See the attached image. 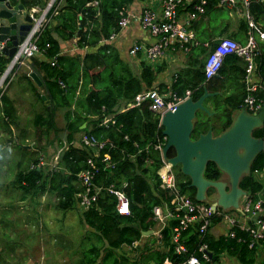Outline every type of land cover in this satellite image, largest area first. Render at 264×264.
<instances>
[{
    "label": "trees",
    "instance_id": "16d2710c",
    "mask_svg": "<svg viewBox=\"0 0 264 264\" xmlns=\"http://www.w3.org/2000/svg\"><path fill=\"white\" fill-rule=\"evenodd\" d=\"M18 1L25 7L41 8L47 0ZM132 1L54 0L50 5L45 15L47 20L35 40L42 58L30 57L36 72L45 83L46 98L50 101V107L48 109L42 105L41 112L32 116V122L40 124L44 132L55 131V110L65 108L63 119L67 147L59 153L55 166L48 171H44L40 166L29 168V164L36 163L37 158L17 170L11 181L12 186L22 195L47 191L55 197L56 208L63 211L73 208L75 194L81 190L76 173L84 168L85 159L91 156L92 151L85 146H74L72 140L75 133L88 130L98 140L113 143L112 147L104 146L100 153L107 152L116 161L115 168L111 174L106 170L102 171L98 182L119 188L125 181L127 184L124 190L130 212L128 215L118 214L113 195L101 190L96 206L81 211L79 215L80 221L90 229L89 232L97 243H89L81 252L76 264H160L164 258H169L173 264H186L185 260L190 254H198L197 247L201 242H205L210 249V262L214 264H223L222 258L227 255L234 258L237 264H264V248H248L246 242L238 240L239 236L247 237L245 232L236 229L234 237L215 235L211 232L212 224L218 222V216L212 217V223L202 235L196 230L197 223L182 231L179 239L184 251L180 253L173 251L170 239L172 228L177 224L174 217L167 219L160 229L159 237L152 233L142 235L143 231L152 230L155 226L152 207L168 202L170 194L159 186L157 169L162 163L160 155L151 145H147L161 135V127L157 125L158 115L150 112L146 103L118 110L119 106L131 101L137 93L152 87L156 75L155 71L142 61L135 72L118 56L116 49L105 42L109 35L118 29L119 11L125 10ZM217 3L218 0H205L204 12L199 18L211 11L219 12ZM191 5L179 7L178 11L189 10ZM250 11L264 32V2L251 4ZM195 24L196 22H193L192 27L200 44L189 46L183 54V65L175 70L170 81L173 91L181 95L190 89L193 99L198 98L204 89L213 93L204 99L206 108L213 113L209 115L202 110L196 111L191 138L205 132L208 125H211L213 134L226 129L233 119L232 114L240 107L244 95L241 82L244 62L235 54L225 55L217 74L205 79L203 59L212 49L216 39L208 40L209 48L204 46L206 40L201 38V33L194 27ZM240 25L246 28L243 19ZM227 36L233 38L231 35ZM72 40L77 48H94V51H87L82 55L61 54L59 41ZM257 46V74L264 80V39L258 40ZM50 59L54 60L53 64H50ZM7 61V58L0 54V72L4 70ZM14 74L11 70L10 75ZM21 77L26 80L35 98L43 104L40 91L33 80L24 74ZM159 86L162 90L166 88L164 84ZM259 94L263 96V91ZM104 116L113 119L114 123H103L101 120ZM16 118L13 100L6 93V88L0 89V126L10 132V127L16 126ZM83 123L85 126L82 128ZM19 134L18 140L21 141L25 135L24 130ZM252 135L264 137V124L253 129ZM15 146L18 149L26 148L21 144ZM127 154L134 156L130 158ZM172 154V151L167 152V156ZM263 166L264 153L259 152L252 159L248 171L238 180V186L248 191L253 199L261 187V177L253 173ZM164 169L165 167H161L159 172ZM173 172L178 190L196 201L195 189L189 186V178L180 172L179 167H173ZM203 176L218 180L222 179L223 173L209 161ZM210 190L213 188L209 187L206 194ZM134 240L138 241L137 246L121 249L122 245H128ZM154 240L158 242V247L152 248L151 242ZM256 254H259L260 258L255 263Z\"/></svg>",
    "mask_w": 264,
    "mask_h": 264
},
{
    "label": "built area",
    "instance_id": "2783aa9c",
    "mask_svg": "<svg viewBox=\"0 0 264 264\" xmlns=\"http://www.w3.org/2000/svg\"><path fill=\"white\" fill-rule=\"evenodd\" d=\"M54 0H49L38 17L36 13L42 8L34 6L29 8L30 15L34 21L32 29L17 44V49L13 54V61H20V56L31 57L38 52L35 44L36 37L41 30L42 25L46 22L45 17L47 10ZM158 9L143 8L140 13L129 12L126 9L119 11L117 20V31L127 27L133 21H137L141 28L145 29L152 37V41L148 44L133 42L127 52L130 56L140 54L142 62H156L165 57L170 51H180L184 54L190 45H197L200 42L196 39L192 27V23L199 18L204 12L205 0H157ZM264 0H218L217 6L225 10H231L236 15L244 19L246 23L245 41L239 42L228 36L218 37L212 49L203 59V74L208 79L217 74L222 63L223 57L227 54H235L244 62V75L241 79L243 83L244 95L240 109L249 113H254L264 107V86L258 74L256 57L259 54L257 41L264 39V32L259 24L255 21L250 11V5L253 3H261ZM192 4L188 10L179 12V7ZM55 13V11H54ZM116 31V32H117ZM116 32H112L108 39L113 38ZM8 38L0 41V54L4 46L8 45ZM47 45V44H46ZM209 48L208 41L203 43ZM8 62V61H7ZM50 64L54 63L53 59L49 60ZM149 65V64H147ZM7 63L2 72H0V89H5L10 81L11 70L7 71ZM174 79V78H173ZM172 79V80H173ZM263 91V96L259 92ZM191 90H185L181 95L177 94L170 88V84L165 90L157 86L147 88L137 93L133 99L128 102L124 108L134 105L146 103V108L158 115V123L160 125L161 114L168 109H172L178 102L184 98L191 96ZM103 123H114V120L108 116H104L101 120ZM125 137V136H124ZM78 144L91 149V156L86 157L85 166L76 173V180L81 186V190L76 193L77 204L86 210L92 206H96L98 196L101 190L111 193L115 199V210L120 215H128L130 212L128 199L124 190L126 182H122V186L115 188L112 184L99 183L102 171L105 170L111 174L115 168L116 161L113 160L107 152L100 151L104 146L112 147L110 141H102L95 138L88 130H84L78 137ZM166 141V136L161 133L153 142H148L152 149L157 151L161 158V165L157 169L160 179V188L166 190L170 194L168 202L161 205H154L151 209L155 226L152 232L156 237L160 236V229L164 226L167 219L176 218L177 224L172 228L171 242L173 243V251L180 253L184 251V246L180 242V233L189 225L197 223V232L202 235L207 227L212 223V217L218 216V223H222L218 234H224L228 237L236 235V229L246 233L247 237H238V240L246 242L248 248L264 246V166L262 169L255 171L262 178V186L258 191V196L253 199L248 191L238 198L237 208L223 209L219 206L212 208L209 202L193 201L188 195L178 190L176 185L172 166L163 157L161 148ZM73 144V143H72ZM134 156V154H127ZM42 164L40 158L36 163H30L29 168H38ZM167 165V166H166ZM161 167H165L163 172H159ZM106 177V174H104ZM212 224V226H214ZM224 227V230L222 228ZM138 241L134 240L130 244L122 245L128 249L137 246ZM197 255L190 254L186 260V264H200L201 262H210L211 251L205 242H201L197 247ZM225 258V257H224ZM224 258L222 262L224 261ZM226 263V262H225ZM160 264H173L169 258H164Z\"/></svg>",
    "mask_w": 264,
    "mask_h": 264
},
{
    "label": "rangeland",
    "instance_id": "374dc122",
    "mask_svg": "<svg viewBox=\"0 0 264 264\" xmlns=\"http://www.w3.org/2000/svg\"><path fill=\"white\" fill-rule=\"evenodd\" d=\"M45 5L36 13V17L40 15ZM225 19L227 12L222 10L211 11L207 15V23L213 33L218 32L219 21ZM206 24L201 26L204 27ZM37 89L40 91L38 86ZM42 95L44 94L40 93L42 105L49 106V101L43 99ZM203 104L207 106L204 101ZM17 109L18 120L25 129L23 140H18L20 134L14 127L8 133L2 131L0 126V264H76L87 245L97 243L93 234L89 232L90 229L80 221L79 215L83 209L77 204L76 194L75 206L63 211L56 208L53 194L45 191L22 195L11 183L15 171L36 159L37 151L40 152L38 158L44 162L42 166L44 171L55 166L58 153L66 146L62 116L64 109L55 110L56 130L49 132H44L40 124L32 122V114L37 109L42 110L39 102L35 104V109L33 107V113L29 109L26 110L22 102L17 104ZM120 109H123V106L118 108ZM78 134L79 132L75 133L74 138H77ZM17 144L26 148L18 149L15 146ZM75 144L78 145L77 140ZM18 158L21 162L17 167L15 162ZM171 170L173 171V167ZM222 179L227 182L226 175H223ZM215 199L216 193L210 190L206 194L205 202L211 203ZM220 225L222 223L211 228L213 234L219 233ZM151 246L158 247V242L154 240ZM262 248L264 246L258 247V250ZM255 258L256 263L260 255L256 254ZM222 263L237 264L233 259Z\"/></svg>",
    "mask_w": 264,
    "mask_h": 264
},
{
    "label": "water",
    "instance_id": "95a60500",
    "mask_svg": "<svg viewBox=\"0 0 264 264\" xmlns=\"http://www.w3.org/2000/svg\"><path fill=\"white\" fill-rule=\"evenodd\" d=\"M33 25L34 21L27 7L15 0H0V41L8 38L9 42L1 50L8 60L6 70L15 72L19 69L35 84L45 88V83L36 72L30 57L20 56V61L17 62L12 60L17 44ZM262 83L264 86V80ZM212 94L204 89L198 98L188 96L161 114V133L166 136L161 152L172 167L179 166L180 172L189 178V186L195 189L196 201H204L210 187L216 193V199L210 203L212 208H237L238 198L244 194V190L238 186V180L248 171L255 155L264 153V137L252 135L253 129L264 124V107L254 113L240 109L234 113L229 126L218 134H213L211 125H208L205 132L191 138L196 111L202 110L209 115L213 113L203 104L204 99ZM41 97L45 99V95ZM169 148L173 149L171 156H167ZM209 161L227 176V182L224 179L211 180L203 176ZM151 233V230L142 232L143 235Z\"/></svg>",
    "mask_w": 264,
    "mask_h": 264
},
{
    "label": "crops",
    "instance_id": "0c3cea01",
    "mask_svg": "<svg viewBox=\"0 0 264 264\" xmlns=\"http://www.w3.org/2000/svg\"><path fill=\"white\" fill-rule=\"evenodd\" d=\"M15 2L20 3L18 0H15ZM27 8L29 9V7H27ZM143 8H151V9L157 10L158 9V1L157 0H133L131 3L128 4V6L126 7V10L129 12H134V13L138 14L141 12V10ZM221 10L224 12H227V19L219 21V24L217 25V29H218L217 33L212 32L211 27L207 23V15H205V16L194 21V22H196L194 27L196 28V30L199 31V33H201V38L208 41V40H212V39H217L218 37H220L222 35L223 36L231 35L233 37V39H235L239 42H244L245 41L246 28L244 29L240 25V21L243 18L236 15L231 10H228V9L225 10V9L219 8L218 11H221ZM204 23L205 24L207 23V24H206V26L202 27L201 24H204ZM193 30H194V28H193ZM208 34H210V36L207 37ZM150 41H152V37L149 35V33L145 29L140 27V25L137 21H133L127 27L118 30L115 33V35L113 36V38H111L110 40L108 38L105 40L106 43L111 44L116 49L118 56L122 60L126 61L135 72L138 71L139 64L142 61V58H141L140 54H137V56H130L127 52V49L129 48V46L133 42H140V43L148 44ZM59 48H60L61 54H68V55H74V54L82 55L84 52L94 51V48H87V47L86 48H77L75 46L74 40H72V41H59ZM207 53L205 54V56L207 55ZM33 56L38 57L39 59L42 58V55H41V53H39V51L34 53ZM183 60H184V55L180 51H170L165 55L164 58H162L159 61L147 62L146 60H144L143 62L145 64H149V66L155 71L156 75H155V80H154L153 86H157L160 88V86H159L160 84H164L166 86H168L170 84L172 75L174 74L176 69H178L179 67H181L183 65ZM14 73H15L14 76L11 75L12 77L10 78V82L6 87V93L13 100V104H14L15 109H16V114L18 112L17 104H19L20 102H22L24 104V107H26V110L29 109L30 112L33 113V107L35 109V104L38 102L41 106H42V104L39 100H37L35 98V95L32 93V91H31V93H29L30 87L27 84L26 80L23 77H21V75L24 73L20 72L19 69L16 70ZM24 75H26V74H24ZM37 86H41V85H37ZM39 89H40V93H43L45 95V98H46L47 92H46L45 88L43 89V87L41 86V88L39 87ZM160 89H162V88H160ZM47 100L49 101V99H47ZM127 103L128 102H126L124 105H122L123 109ZM49 104H50V101H49ZM49 107L50 106H47L48 109H49ZM120 107L121 106H119V108ZM63 109L65 110V108H63ZM64 110H63V112H64ZM120 110H122V109H120ZM37 112H41V110L37 109L35 113H37ZM234 113H235V111H234ZM234 113L232 114V117H233ZM34 114H32V116ZM62 116H63V113H62ZM64 124H65V121H64ZM84 126H85V124L83 123L81 125V127L83 128ZM12 127L17 129V133H20L21 130H24V132H25V129L23 128V126H21V124L18 120V115L16 118V126L14 125ZM12 127H10L9 131L12 130ZM1 129H2V131H5L3 129V127H1ZM64 129H65V126H64ZM6 132H8V131H6ZM81 132L82 131L79 132L78 137H79ZM64 135H66V130H65ZM78 137L74 138L72 140V143L74 146H80L79 144L78 145L75 144V141L78 140ZM65 143H66V146L64 147V149L67 147V142L65 141ZM77 143H78V141H77ZM39 153L40 152L37 151V160H38V154ZM58 155H59V153H58ZM129 157L132 158L133 156H129ZM19 162H21V161L18 158L15 162V165L17 167L19 165ZM43 164H44V162H42L40 167H42ZM15 173H16V171H15ZM15 173H14V175H15ZM253 174H255L258 177H261L259 175V172H258V174L256 172H254ZM260 179H261L260 181H261V186H262V178H260ZM257 193H256V196H258ZM156 228L157 227L154 226V228L151 230V232L153 230L155 231ZM152 234L156 237V235L153 232H152ZM144 236H146V235H144ZM121 249L126 250L125 248H123V246L121 247ZM230 259L234 260V258H231L227 255V257L224 258V261L226 262V260H229V262H230Z\"/></svg>",
    "mask_w": 264,
    "mask_h": 264
},
{
    "label": "flooded vegetation",
    "instance_id": "af4514ba",
    "mask_svg": "<svg viewBox=\"0 0 264 264\" xmlns=\"http://www.w3.org/2000/svg\"><path fill=\"white\" fill-rule=\"evenodd\" d=\"M206 104V103H205ZM207 105V104H206ZM172 151V153H173V149L172 148H169L168 150H167V152H171ZM173 167H175V169L178 167V166H173ZM213 192L215 193V190L213 189Z\"/></svg>",
    "mask_w": 264,
    "mask_h": 264
},
{
    "label": "bare ground",
    "instance_id": "6f19581e",
    "mask_svg": "<svg viewBox=\"0 0 264 264\" xmlns=\"http://www.w3.org/2000/svg\"><path fill=\"white\" fill-rule=\"evenodd\" d=\"M167 166V165H166Z\"/></svg>",
    "mask_w": 264,
    "mask_h": 264
}]
</instances>
